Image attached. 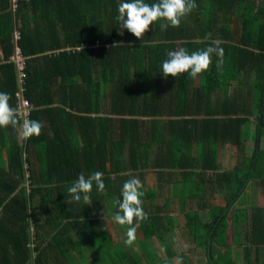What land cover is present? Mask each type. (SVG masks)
<instances>
[{"label":"trees","instance_id":"obj_1","mask_svg":"<svg viewBox=\"0 0 264 264\" xmlns=\"http://www.w3.org/2000/svg\"><path fill=\"white\" fill-rule=\"evenodd\" d=\"M121 2L0 0V92L44 126L0 128V264H264V0H195L144 45L119 27ZM217 40L222 62L164 78L168 51ZM95 171L105 192L74 201L68 186ZM132 177L148 219L129 246L113 216Z\"/></svg>","mask_w":264,"mask_h":264},{"label":"clouds","instance_id":"obj_2","mask_svg":"<svg viewBox=\"0 0 264 264\" xmlns=\"http://www.w3.org/2000/svg\"><path fill=\"white\" fill-rule=\"evenodd\" d=\"M197 7L195 0H158V2L152 4L146 3L145 0H129V2L122 0L118 5L117 19L121 29L127 30L138 40H141L144 45L145 34L152 29L154 23L163 21L165 22L162 25L163 27L167 28L170 26L178 29L182 20ZM120 34L122 35L123 32ZM210 37L211 33L208 34L206 39ZM224 54V49L218 40L213 41L206 49L191 53L184 48L170 50L167 53L168 58L162 61V75L165 79L168 77L177 79L180 75L187 74V78L194 80L210 69L213 55L216 56L218 62H222ZM16 59L17 55L15 61ZM23 59L26 67V59L24 57ZM11 100V94L0 92V128L11 127L17 130L19 136L24 140L39 137L42 134L43 124L40 121L22 117L20 108L13 106ZM94 185L99 192H105L106 185L102 172L95 171L88 175L79 174L78 178L68 186L67 192L74 201L80 202L83 200V202L88 203ZM142 188L143 184L137 177H132L125 181L121 190L122 201L118 202L119 211L113 216L117 224L128 226L125 244L129 246L137 239L136 234L139 222L148 219V214L143 209V201L141 199L143 196ZM176 259L179 261L180 258L177 257Z\"/></svg>","mask_w":264,"mask_h":264},{"label":"built area","instance_id":"obj_3","mask_svg":"<svg viewBox=\"0 0 264 264\" xmlns=\"http://www.w3.org/2000/svg\"><path fill=\"white\" fill-rule=\"evenodd\" d=\"M19 0H13V3L15 4V7H16V4L18 3ZM14 38L15 40L17 41L18 39H20V33L15 30L14 31ZM17 65L19 67V70L21 71V76H23V71H24V68H25V61L22 57V55L20 54V51H17ZM18 107L20 108L21 110V113H22V117H26L29 119V116H30V110L32 109V104L30 103L29 100H27L23 95H19V103H18Z\"/></svg>","mask_w":264,"mask_h":264},{"label":"crops","instance_id":"obj_4","mask_svg":"<svg viewBox=\"0 0 264 264\" xmlns=\"http://www.w3.org/2000/svg\"><path fill=\"white\" fill-rule=\"evenodd\" d=\"M259 2V1H258ZM15 33V32H14ZM14 35V34H13ZM0 56H1V59H3L4 60V58H5V56L3 55V53L2 52H0ZM1 63H4L3 61L1 62ZM1 65V64H0ZM18 103H19V101H18ZM17 103V104H18ZM20 138H21V136H20ZM246 147L248 148V149H250V150H252L253 148H254V145H246ZM261 147L264 149V137H263V139H262V145H261ZM231 151H232V148H231V146L230 145H222V147L220 148V153H219V155H220V158H221V162H222V164H224L225 165V167H231V160H230V154H231ZM253 191H254V189H253ZM253 199H255V201H258V196L257 195H255V198H253ZM258 203V202H257ZM116 225V224H115ZM115 227H118L117 225L115 226ZM98 229V228H97ZM97 229L96 230H94V231H97ZM118 231V229L117 230H115V232H117ZM121 233L123 234V231H121ZM234 233V232H233ZM232 232H231V234H233ZM89 234V233H88ZM88 234H85L86 236H88ZM228 237H230L229 236V234H228ZM49 252H50V250H49ZM48 251L46 252V253H49ZM50 254V253H49ZM48 257V256H47ZM203 261V260H202Z\"/></svg>","mask_w":264,"mask_h":264},{"label":"rangeland","instance_id":"obj_5","mask_svg":"<svg viewBox=\"0 0 264 264\" xmlns=\"http://www.w3.org/2000/svg\"><path fill=\"white\" fill-rule=\"evenodd\" d=\"M251 191V189L249 190V192ZM249 194V193H248ZM248 196V195H247ZM243 201L244 202H246V205H248V204H250V202L251 201H249V200H246V199H243ZM121 231H123V234L121 233ZM117 233V235H118V237H119V239L122 241L123 239H125L126 238V235H127V233H126V230L124 229V228H122V227H120V228H118V231L116 232ZM230 236H231V234H230ZM180 244V243H179ZM184 249H185V252L186 251H188V246H186L185 244H184ZM180 254V253H179ZM200 257V256H199ZM201 259H202V257H200Z\"/></svg>","mask_w":264,"mask_h":264}]
</instances>
